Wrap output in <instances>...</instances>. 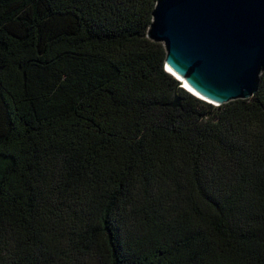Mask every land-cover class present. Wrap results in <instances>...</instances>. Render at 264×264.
<instances>
[{
	"label": "trees",
	"instance_id": "1",
	"mask_svg": "<svg viewBox=\"0 0 264 264\" xmlns=\"http://www.w3.org/2000/svg\"><path fill=\"white\" fill-rule=\"evenodd\" d=\"M155 2L0 0V264H264V71L184 91Z\"/></svg>",
	"mask_w": 264,
	"mask_h": 264
},
{
	"label": "water",
	"instance_id": "2",
	"mask_svg": "<svg viewBox=\"0 0 264 264\" xmlns=\"http://www.w3.org/2000/svg\"><path fill=\"white\" fill-rule=\"evenodd\" d=\"M147 37L184 91L214 106L249 99L264 71V0H156Z\"/></svg>",
	"mask_w": 264,
	"mask_h": 264
},
{
	"label": "bare ground",
	"instance_id": "3",
	"mask_svg": "<svg viewBox=\"0 0 264 264\" xmlns=\"http://www.w3.org/2000/svg\"><path fill=\"white\" fill-rule=\"evenodd\" d=\"M186 87V86H185ZM186 89H187V87H186ZM188 91H190L189 89H187ZM193 93V92H192Z\"/></svg>",
	"mask_w": 264,
	"mask_h": 264
}]
</instances>
